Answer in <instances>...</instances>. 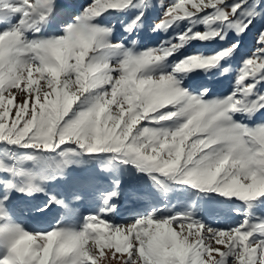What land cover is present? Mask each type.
<instances>
[{
	"label": "snow or ice",
	"instance_id": "1",
	"mask_svg": "<svg viewBox=\"0 0 264 264\" xmlns=\"http://www.w3.org/2000/svg\"><path fill=\"white\" fill-rule=\"evenodd\" d=\"M112 15L127 18L119 39ZM0 25V264H264V0H0ZM181 27L138 50L145 28ZM253 29L255 51L213 98ZM193 42L216 47L185 54ZM71 169V201L108 177L96 212L17 221L72 213L46 187ZM128 169L164 197L238 201L243 219L214 228L154 204L118 222Z\"/></svg>",
	"mask_w": 264,
	"mask_h": 264
},
{
	"label": "trees",
	"instance_id": "2",
	"mask_svg": "<svg viewBox=\"0 0 264 264\" xmlns=\"http://www.w3.org/2000/svg\"><path fill=\"white\" fill-rule=\"evenodd\" d=\"M74 2L80 4L86 2V0H74ZM156 3L163 4V2L159 0H156ZM71 185L68 186L63 193H58L57 195L69 202L70 208L73 210L72 213H68L64 209L53 208L52 212L47 217L41 218L39 224L33 227L29 223V219L32 216L27 213H21L18 211L16 213L17 221L21 222L28 229L48 228L60 218H65L66 220H69L71 222H78L83 215L93 213L98 210V208L101 206V200L98 197L100 196V194L111 188V186L108 184L99 183L93 189L83 191L81 193L83 198L80 201H71ZM44 199V196H38L32 202L38 203ZM127 199L129 200L126 202L120 201L121 216L118 218V222H128L135 213H142L151 208L154 204H159L161 207H164L166 203H168L169 209H174L176 211L192 210V208L195 207L196 211L203 212L200 218H202L205 223L210 226L213 225L216 227H234L243 219L242 215H236L231 211V209L234 207H240V204H236L235 206L230 208L229 206L225 205V202H223V200H213L210 202H206L180 196L179 199L162 197L158 202H154L151 198L142 194H139L137 196L132 195ZM132 206L136 207L131 211L129 209Z\"/></svg>",
	"mask_w": 264,
	"mask_h": 264
},
{
	"label": "rangeland",
	"instance_id": "3",
	"mask_svg": "<svg viewBox=\"0 0 264 264\" xmlns=\"http://www.w3.org/2000/svg\"><path fill=\"white\" fill-rule=\"evenodd\" d=\"M162 1L163 4H166L168 2H170V0H159ZM190 7V5H189ZM109 21H111L112 23H116L117 24V31L115 33L114 39H119L124 33H123V29L121 24L118 23V21H124L127 18L126 17H122V16H109L108 17ZM4 25H0V27H3ZM147 29V28H145ZM143 30L139 32V36H138V45L137 48L138 50H143L144 47L147 46H156L159 44V42L161 40L167 39L168 36H172L175 33L182 31V27L181 28H175L169 31V33L165 34L163 32L156 34L153 33L151 31L147 30ZM255 32L256 29H253L252 33L245 38L244 41V45L242 48L241 53L236 57V59L232 62L231 64V69L232 71L230 72V74L227 76V78L223 77V76H214L212 77V96L217 97V96H223L226 95L229 91V88L232 85V81L233 78L235 76V74L238 71V67L240 65V58L241 56L244 55H251L253 51H255L257 45L255 44V40H254V36H255ZM216 47L214 45H202L199 42H193L190 46H188L184 51L185 54L188 53H192L194 51L196 52H204L205 54H209L213 48ZM194 79H202V77L198 76L195 77ZM43 83V81L41 82ZM35 87V86H34ZM261 122H264V114H262L261 116H257L255 121H253L252 123L255 124H259ZM80 174L79 169H71L68 172V179L67 180H60L57 182H52L49 183L46 187L48 188L49 191H52L56 194L58 193H63L64 190H66V188L68 186H70L72 184V177L76 176ZM101 175V182L103 184H108L111 186V184H109L107 182L108 177H104L103 174ZM118 177L120 179H122L123 184H122V188L121 191L123 193V195L121 196L120 201L126 202L129 199H127L130 196H137L139 194L142 195H146L147 197L151 198L154 202H158L160 198L164 197L161 194H159L151 185V182L148 180V178L144 175H138L135 173V171L133 169H128L125 171H121L118 174ZM39 196H43L42 194H40ZM167 198H177L179 199L180 196L173 193H170L169 196ZM225 202V205L229 206L230 208H232L233 206H235L236 204H240V202L238 201H223ZM169 208L168 203H166L164 205V207ZM136 206H132L129 210H134ZM203 214V212L197 211V216L201 217V215ZM121 216V213L118 217H116L115 219L118 221V218ZM43 218V217H42ZM41 218H37V217H31L29 219V223L31 224V226H37L40 222ZM233 222V221H231ZM214 228H222V229H227L230 228L231 226H223V227H216L211 225ZM110 257H105L103 259H101L100 264H106L107 260ZM113 264H115V262H113Z\"/></svg>",
	"mask_w": 264,
	"mask_h": 264
}]
</instances>
